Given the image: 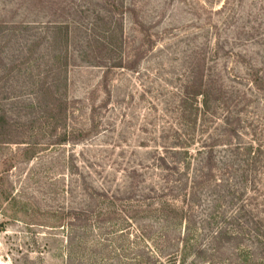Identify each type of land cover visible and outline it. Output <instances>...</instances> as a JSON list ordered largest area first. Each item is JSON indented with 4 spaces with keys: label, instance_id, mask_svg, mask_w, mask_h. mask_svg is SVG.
Wrapping results in <instances>:
<instances>
[{
    "label": "rangeland",
    "instance_id": "obj_1",
    "mask_svg": "<svg viewBox=\"0 0 264 264\" xmlns=\"http://www.w3.org/2000/svg\"><path fill=\"white\" fill-rule=\"evenodd\" d=\"M252 129L264 0H0V264H264L262 162L230 180L220 240L207 189L192 231L161 212L181 152L213 146L218 174Z\"/></svg>",
    "mask_w": 264,
    "mask_h": 264
},
{
    "label": "trees",
    "instance_id": "obj_2",
    "mask_svg": "<svg viewBox=\"0 0 264 264\" xmlns=\"http://www.w3.org/2000/svg\"><path fill=\"white\" fill-rule=\"evenodd\" d=\"M248 70V75L252 76L253 78L247 85L245 91L242 92V99L247 98V96H252L251 88L261 89L260 86L263 85L262 82L258 81V74L255 69L251 67ZM198 85L199 86L197 87L199 88L203 87L202 84ZM196 95H200V97H202L200 105L203 109H205L207 107L206 94L204 95L203 92H199ZM183 102H185L184 99H179V104H182ZM185 114L186 111H184L183 106L180 105L179 119L182 120ZM221 122L226 127V131L228 132L227 135L224 134L225 137H228V141L232 134L237 137L236 128L232 123H230L228 118L223 117ZM249 134L251 139L248 142H227L224 144V146L227 148V155L226 160L221 162L222 166L217 169L218 174L214 173L216 167L215 165L217 164L213 155V146H205L202 150L196 151L194 156L187 154L185 151L181 152L182 156H185V158L180 163L181 169L186 170L187 173L184 175V177L183 175H180L182 177L174 181L175 184H179L175 187L178 188L180 194L174 195L170 198V200H164L161 203V212L172 213L173 221L183 225L184 229L188 230L189 228L192 231L191 227H193V219L190 217V215L199 202V190L203 188L207 189V206L210 207L211 211L209 214L204 216V219H200L197 223L199 225H214L215 230L211 235V238L214 240H220L221 237L225 235V232L222 228L225 218L221 217L218 213V207H220L219 204H222L225 201L227 194L229 195V193L231 194L232 192V196L234 198L233 194L238 193L236 190L238 186L234 183L231 185L230 182L234 178L238 179L237 173L239 172H247L248 170V172L255 173L259 162H262L264 167V142L256 137V130L252 129ZM176 147L181 149L179 146ZM175 163L177 162H174V164ZM193 165H195V167L191 168V174L188 175V170L190 169V166L192 167ZM230 174L232 176L231 178L228 177ZM164 182H166V185L169 184L167 180H164ZM230 187L233 189L231 192L229 191ZM168 189V186L163 187V190L168 191ZM174 202L178 204H174ZM165 217L167 218L169 216L165 214ZM186 238L189 239V237Z\"/></svg>",
    "mask_w": 264,
    "mask_h": 264
}]
</instances>
